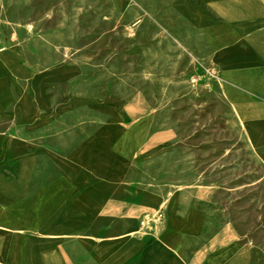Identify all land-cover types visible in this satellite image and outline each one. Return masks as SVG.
Segmentation results:
<instances>
[{"label": "crops", "instance_id": "0c3cea01", "mask_svg": "<svg viewBox=\"0 0 264 264\" xmlns=\"http://www.w3.org/2000/svg\"><path fill=\"white\" fill-rule=\"evenodd\" d=\"M243 1L217 8L240 21L203 35L264 165V17L252 18L264 7ZM78 78L69 62H42L0 26V264H264V248L239 233L208 232L202 207L171 203L182 227L144 228L145 209L162 207L130 179L148 120L84 94Z\"/></svg>", "mask_w": 264, "mask_h": 264}, {"label": "rangeland", "instance_id": "374dc122", "mask_svg": "<svg viewBox=\"0 0 264 264\" xmlns=\"http://www.w3.org/2000/svg\"><path fill=\"white\" fill-rule=\"evenodd\" d=\"M230 1L0 0V26L29 55L74 66L84 94L129 104L131 115L147 118L130 179L160 196L162 207L145 209L144 228L182 227L170 204L197 206L208 212V232L239 233L264 248V165L203 35L208 26L240 21L219 14Z\"/></svg>", "mask_w": 264, "mask_h": 264}, {"label": "bare ground", "instance_id": "6f19581e", "mask_svg": "<svg viewBox=\"0 0 264 264\" xmlns=\"http://www.w3.org/2000/svg\"><path fill=\"white\" fill-rule=\"evenodd\" d=\"M235 108V107H234ZM239 114V113H238ZM240 116V115H239Z\"/></svg>", "mask_w": 264, "mask_h": 264}, {"label": "built area", "instance_id": "2783aa9c", "mask_svg": "<svg viewBox=\"0 0 264 264\" xmlns=\"http://www.w3.org/2000/svg\"><path fill=\"white\" fill-rule=\"evenodd\" d=\"M159 215H160V213H159Z\"/></svg>", "mask_w": 264, "mask_h": 264}]
</instances>
